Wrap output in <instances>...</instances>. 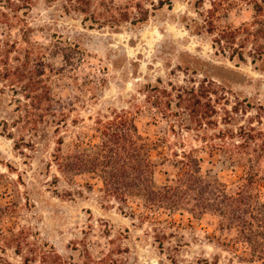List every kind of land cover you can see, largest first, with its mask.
Wrapping results in <instances>:
<instances>
[{
	"label": "rangeland",
	"instance_id": "rangeland-1",
	"mask_svg": "<svg viewBox=\"0 0 264 264\" xmlns=\"http://www.w3.org/2000/svg\"><path fill=\"white\" fill-rule=\"evenodd\" d=\"M11 1L8 10L0 7L7 15L1 17L0 39L16 42L11 57L24 51L46 56L51 94L62 104L68 125L59 135L49 127L33 140L32 149L16 150L0 134V264H96L91 259L97 264H264L239 230L227 228L217 215L195 219L180 211L156 213L160 223L154 217L142 221L118 202L103 199L96 179L84 175L69 183L52 161L59 137L66 150L78 139L86 141L98 119L125 111L145 140L162 142L157 154L167 161L156 170L159 184L178 173L176 153L197 151L202 174L212 172L229 193H238L248 168L228 169L227 150L251 135L245 152L258 158L264 177V54L253 63L264 53V40L243 33L234 48L223 41L225 53L214 44L233 29H257L264 20L254 11L260 1L115 0L121 6L136 1L151 11L147 22L118 29L84 26L80 15L64 12L67 0H32L27 13L21 2ZM160 1L166 4L158 9ZM242 44L245 61L237 56L232 61L233 49ZM158 81L164 87L205 85L216 111L213 125L198 129L187 121L193 130L173 132L178 118L163 119L146 103L145 87ZM13 133L16 140L29 136L26 129ZM260 185L253 194L264 204V180ZM132 206L137 214L145 212ZM157 233L166 235L164 250Z\"/></svg>",
	"mask_w": 264,
	"mask_h": 264
},
{
	"label": "trees",
	"instance_id": "trees-1",
	"mask_svg": "<svg viewBox=\"0 0 264 264\" xmlns=\"http://www.w3.org/2000/svg\"><path fill=\"white\" fill-rule=\"evenodd\" d=\"M259 1L255 2L254 11L259 17H263L264 0ZM17 2L22 3L21 9L26 13L32 7V0ZM135 2L121 6L115 0H67L64 12L67 15H80L83 25L90 29H118L123 23L136 26L149 20L151 11ZM0 4V7L8 10L13 2L7 0ZM165 4L166 1H160L158 9ZM169 6L171 7V2ZM153 10H157L155 5ZM134 11L138 12L137 15ZM2 16L7 17L0 12V24ZM243 33L264 40V20L260 21L259 27L254 31L247 25L231 30L230 37L221 35L214 41L215 48L225 53L223 41L234 48L236 39ZM243 48L242 44L239 49H233L230 59L233 61L237 56L244 62ZM17 50L16 42L10 44L0 39V106L4 105L3 111H6V116L0 120V134L12 140L16 150L24 147L32 149L33 140L42 138L49 127L54 129L56 135L67 128L68 115L61 109L62 104L55 101L51 94L46 56L24 51L23 56L11 57ZM263 54L259 58L253 57V63L262 59ZM207 93L209 91L205 85L196 88L170 83L164 87L158 81L157 85L145 87L146 103L163 119L178 118L179 125H171L173 132H177L178 127L181 130H193L184 124L187 121L193 122L198 129L213 125L211 118L216 111ZM6 97L9 98L8 103L5 101ZM57 106H60L59 109ZM23 129L27 130L29 136L22 135L16 140L13 130L20 133ZM240 130L242 134L244 129ZM91 132L86 141L78 139L66 150L63 149L64 138L59 137L56 141L57 149L52 155V161L69 183L84 175L96 179L100 183L103 199L118 202L129 210L131 217L139 216L140 220L146 222L154 217L153 220L160 223L155 217L156 213L171 216L185 211L195 219H201L206 214L217 215L228 223L227 228L234 226L239 230L244 242L251 245L254 251L258 250V258L264 257V204L258 194H253L261 186L264 177L258 168V158L245 152L250 151L252 135L236 145L234 151L227 150V159L231 164L228 169L248 168L245 177L239 180L238 193L231 194L228 185L216 175H211L212 172L202 174L197 151H184L181 155L176 153L173 166L178 173L159 184L156 170L167 161L166 157L157 154L162 142L145 140L133 117L125 111H115L111 119H98ZM132 204L145 212L137 214ZM120 211L125 214L122 208ZM165 237L163 234L160 238L157 233L156 240L162 250ZM52 252L54 257H59Z\"/></svg>",
	"mask_w": 264,
	"mask_h": 264
}]
</instances>
